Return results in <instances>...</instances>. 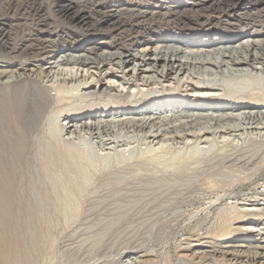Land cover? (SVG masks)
Here are the masks:
<instances>
[{
	"label": "rangeland",
	"instance_id": "obj_1",
	"mask_svg": "<svg viewBox=\"0 0 264 264\" xmlns=\"http://www.w3.org/2000/svg\"><path fill=\"white\" fill-rule=\"evenodd\" d=\"M81 1L73 0L69 13H62L63 2L60 0H0V12H45L52 24L48 29L43 26V31L49 32L50 29L53 34L57 29L61 39L68 42L77 39L74 47L97 43L95 50L90 51L91 56L109 50H124L122 44L129 37L126 36L127 32H121L117 23L119 19L128 18V15L125 12H104L105 9L88 12L90 6ZM186 1L191 3V0ZM212 8L215 9V6ZM182 12L180 16L183 15L187 21L184 27L181 22L178 23L179 27L171 22H163L157 25L160 26V33L154 29V22L144 20L142 24L146 30L137 36L135 34L137 40H132L131 48L138 55L152 57L155 47H161L176 34L180 35L182 27L187 36L201 35L196 45L206 46H190L187 48L189 51L205 49L204 52H209L214 45H221V41L227 40H220L219 37H234L233 31H227L225 27L238 29L244 26L247 32L264 28V22L259 18L253 21L247 19V14L253 12L241 11L233 16L226 10L212 12L205 9L200 12L191 7H184ZM0 18L5 30L11 35L7 44L18 46L20 33L8 27L7 18ZM226 18L230 20L226 21ZM32 28L37 29L35 26ZM247 32L241 33L237 39L246 40ZM152 34H163L167 38L149 40ZM110 42L113 47L108 48L105 43ZM10 52L7 60L12 62V66L1 64L3 67L0 69L14 68L16 59ZM213 52L205 55L212 56L215 54ZM133 64L130 62L121 66L106 62L90 67L59 65L52 68L49 76L44 79L50 85L49 92L57 96L58 101V105L47 110L45 115L48 114L49 119L46 118V121L48 119L51 122L45 121L49 124H44V127L49 131L54 124L51 133L61 135L60 139L68 144L55 142L59 152L47 158L43 156L20 161L1 154L0 197H5L0 199V264H214L212 261L199 263L187 257L185 259L183 255L188 252L182 248L187 242L193 243L201 236L203 241L205 239L215 243L219 234L217 227L226 212V204L263 201L264 131L245 129L236 134H211L208 135L209 141L204 143L195 142L191 138H188L190 141L183 139L177 142L162 138L157 144H147L138 138V133L127 132L125 128L123 132L122 127L116 126L112 131L123 137L113 147L116 148L114 150L106 145L104 148L98 139L89 138L83 132L68 135L66 130L60 129L63 117H60L58 124L54 116L60 109L72 114L98 111L100 115L102 110L113 111L123 104H127L123 108L131 109L137 107L134 103L151 106V101L173 98L188 103L196 98H211L215 105L220 103L222 106L250 101L247 98L249 95L264 93V70H260V64L256 66L258 69L250 71L251 74H238L226 72L227 68L223 64L213 67L196 63L197 66H191L193 72L190 70L192 81L195 82L192 84H203L208 79H214L215 84L210 89L197 91L191 89L188 83L176 84L174 81L171 84L162 82L160 85H143L139 74H131L129 71ZM105 70L112 74L107 76ZM128 77L136 81L132 82ZM84 80L87 85L83 86ZM99 84L114 89L102 95L87 92L89 90L86 87L93 89ZM28 111L32 118L33 107L30 106ZM30 117L25 119L27 126L32 122ZM125 134L128 135L125 137ZM70 146L80 149L91 147L95 161L92 164L68 161L67 164ZM209 148L211 151H208ZM118 151H122V156L111 159ZM108 155H112L110 159ZM172 165H176V168ZM4 199L5 203L2 202ZM208 205H211L209 209ZM237 225L239 223L234 224V227ZM238 236H232V239L235 237L238 240ZM259 237L254 236L253 239L261 241Z\"/></svg>",
	"mask_w": 264,
	"mask_h": 264
},
{
	"label": "bare ground",
	"instance_id": "obj_2",
	"mask_svg": "<svg viewBox=\"0 0 264 264\" xmlns=\"http://www.w3.org/2000/svg\"><path fill=\"white\" fill-rule=\"evenodd\" d=\"M72 1L73 0H60V2H63L61 7L62 13H69L72 9ZM81 2L90 6L89 11L87 10L88 12H100L105 9L106 11L104 12H125L128 15V18L125 20L119 19L117 23L121 32H127L126 36L129 37V39H127L129 41L127 42L125 39V42L122 44L124 50H109L100 54L95 53L91 56L90 51L95 50L97 43L91 42L74 47L78 41L77 39L74 38L71 42L63 40L59 37V34H61L60 31L56 32L57 29L53 34L50 32V29L49 32L48 30L47 32L43 31V26H46L48 29L49 25L52 24L46 17L45 12H0V16L9 20L8 27L10 26L9 28L12 30H17L16 32L20 33L19 37H21L18 46L12 47V45L7 44L11 35L5 30L2 24L3 21L0 22V67L2 66L1 64L11 65L12 62L7 60V54H9L10 50H12L10 53L16 59L12 70L0 69V156L1 154L9 155L21 161L43 156L47 158L48 155L59 152L57 149L59 147L56 146L55 142H64L63 139H60L61 135L57 136L54 135L53 132L51 133L54 124L49 131H46L44 127V124H49L44 123L46 118H48L47 116H49L48 114L45 115L47 110L51 106L58 105V101L56 100L57 96L49 92L50 85L48 86L44 82V79L49 76L52 68L58 67L59 65L77 64L82 67H90V65L108 62L122 66L125 63L134 62L129 71H131V74L138 73L139 80L143 85L150 86L159 83L162 84V82L171 84L174 81L176 84L188 83V86L196 91L210 89L215 85L214 79H208L206 82L199 85L192 84L194 81H192L193 76L190 73L192 71L191 66H194L196 63L213 67H219L223 64L222 66L227 68L225 71L227 70L228 72L230 71L238 74H249L251 70L258 69L256 67L257 64H260L261 67L259 68H262L260 69L261 71L264 70V38H261L264 36V28L247 32L248 30L245 29L244 26L238 29L233 28V26H231L232 28H230V26L225 27L227 31H233L232 35H234V37H219L220 40L224 38L227 40L221 41V45H214L212 51L204 52V49L198 50L197 52L194 50L195 52H192L193 50L189 51L187 48L199 44L201 35L187 36L182 28L186 25L187 21L183 19V15L180 16L181 14H179L184 10V7H191L200 12H203L205 9H209L212 12L215 10H226L231 12L233 16L241 11L253 12V14H256L255 16L246 13L248 16L247 19L253 21L257 17L261 22H264V0H245V2L243 0L242 3L241 0H191V3L189 2L190 5L186 0H164L156 2H151L150 0H82ZM81 2L79 4H81ZM214 6L215 9L212 8ZM34 17H36V19H32L34 20L32 21L30 18ZM144 20L154 22V29L158 30V32L160 29V26H157L158 24L171 22L172 25L179 27L180 24L178 23L181 22L183 24L180 28L182 29L180 30L182 33L180 35L176 34L175 37L171 38L164 45H161V47H155L153 56L146 58L143 54L138 55L131 48L132 40H137V34L146 30L142 24ZM228 20L230 19L226 18V21ZM240 24L242 25L243 23L240 22ZM31 25L32 27H37V29H33L30 27ZM244 32L248 33L246 34L248 38L244 41H239L237 38ZM132 35H134L133 38L131 37ZM164 37L166 36L159 34V36L153 35L148 39H163ZM251 37L255 38L249 40ZM178 38H180V40ZM209 40L207 41L209 42ZM105 45L108 48L113 47L112 42L105 43ZM196 46L206 47L204 44ZM186 49L188 51H186ZM212 52L215 53L212 56L205 55ZM208 70L209 68L207 71ZM210 71L211 70H209V72ZM222 71H224V69ZM104 72L107 76L108 74H112L107 70ZM209 74L211 75V73ZM123 77L122 79H124ZM132 78L128 80H132ZM47 81L49 82L48 79ZM134 81L132 80V82ZM83 84L87 85L85 80L82 85ZM86 88L89 90L87 92L94 94L98 93L99 95L109 94L110 91L114 89L105 84H99L97 88L93 87V89L89 86ZM232 92L233 91H231V93ZM247 98H250V101L247 100L243 103H228L227 105L222 104V106H220V103L215 105L211 102V98H196L189 103L185 100L177 101L173 98L151 101V106H141L139 103H134L133 105L137 107H131V109L123 108L127 106V104H123V106H118V109L113 111L102 110V114L100 115H98V111L94 113L72 114L64 109H60L53 115L58 124H60L58 122L60 117H63L61 120H64V122L60 125V129H62V131L66 130L68 135L83 132L86 136L88 135L89 138L94 137V139H98L100 144L103 146L106 145V147L110 149L114 146L116 147L119 142L118 140H121L123 137L121 135H116L115 132L112 131L116 126L122 127V130L123 128L127 129V132L129 130V132L134 134L135 132L138 133V138L147 144H157L159 141L163 140L162 138H165L164 140L168 139L169 141L173 140L176 142L178 140L183 141V139L186 140L191 138L194 139L195 142L204 143L209 141L208 135L211 134L235 133L245 129L254 132L264 131V93H253ZM30 106L33 107L32 118L29 116L28 111ZM239 110H241V112ZM235 111L239 112L235 113ZM29 117L32 120L30 123L31 127L27 126L25 123V119ZM48 122H51V120ZM56 129L57 127L55 130ZM126 135L128 134H125V137ZM128 139L131 140V138ZM85 140H87V137ZM95 141L96 140H94V142ZM173 141L171 142L172 144ZM90 148L83 147L80 149L73 146L68 147L70 159L67 160V164L68 161L69 163L80 161L81 163L92 164L95 160ZM210 148L208 151H211ZM120 152L121 154H119ZM120 152L114 153V156H112V154V157L109 155L107 157H109V159L111 157V159L114 160V158L116 159L118 156H122V151ZM61 153L63 152L61 151ZM104 159L106 160L105 157ZM172 167L176 168V165H172ZM179 167L180 166H178V168ZM2 197H0V199ZM2 202L5 203V199ZM210 206L211 205H208L207 209H209ZM224 207L226 212L222 216L220 215L221 219L217 227V231L220 234L216 236L218 240H216L215 243H211L205 241V239L203 241V237L201 236L202 238L193 239V241L195 240L193 243L187 242L182 248V250L188 252L183 255L185 259L187 257L191 261L196 260L199 263L212 261L213 263L215 262L214 264H264V199L262 202H260V200H251L249 204L228 203ZM257 216L258 218H256ZM261 216L262 218H260ZM238 223L239 225L234 227V224ZM235 235H239L238 240L234 239L235 237L232 239V236ZM254 236H261L259 237L261 241L254 240Z\"/></svg>",
	"mask_w": 264,
	"mask_h": 264
}]
</instances>
